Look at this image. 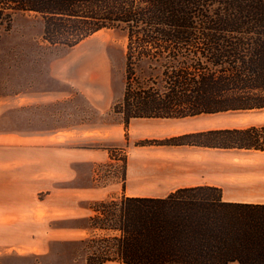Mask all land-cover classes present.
Returning a JSON list of instances; mask_svg holds the SVG:
<instances>
[{"label": "trees", "instance_id": "16d2710c", "mask_svg": "<svg viewBox=\"0 0 264 264\" xmlns=\"http://www.w3.org/2000/svg\"><path fill=\"white\" fill-rule=\"evenodd\" d=\"M20 13L53 49L99 30L123 34V88L109 115L125 128L133 118L264 109V0H0V30ZM158 144L264 151V124ZM97 203L90 227L104 233L84 238L86 264H264V204L224 201L219 187Z\"/></svg>", "mask_w": 264, "mask_h": 264}, {"label": "rangeland", "instance_id": "374dc122", "mask_svg": "<svg viewBox=\"0 0 264 264\" xmlns=\"http://www.w3.org/2000/svg\"><path fill=\"white\" fill-rule=\"evenodd\" d=\"M41 31V23L27 13L14 16L8 32L0 30V131L38 134L88 127L87 140L76 139L71 145L107 152L99 157L101 160L93 161L91 171L89 165L78 163L75 175L46 172L45 177H49L36 185L30 183V189L34 186L28 197L30 211H36L26 216L27 222L13 224L11 230L0 227V264H86L84 237L61 240L54 230L73 225L90 227L89 218L97 214L95 208H100L97 202L118 201L125 186L128 193H137L154 192L167 181L200 182L205 176L211 179L213 168L219 164L226 191H244L250 182L243 179L257 175L262 180L256 191L264 195V152L223 149L220 153H149L164 149L161 146L167 145L158 143L174 135L262 125L264 109L181 119H131L125 128L109 115L123 88V34L114 29L99 30L73 48L53 49L46 47ZM51 164L54 167L56 159L45 154L44 166ZM84 186L91 189L86 199L63 194L64 189ZM35 189L40 192H36L37 205L33 206ZM69 205L89 206L93 215L67 218L63 209ZM103 233L95 230L86 236L101 237Z\"/></svg>", "mask_w": 264, "mask_h": 264}, {"label": "crops", "instance_id": "0c3cea01", "mask_svg": "<svg viewBox=\"0 0 264 264\" xmlns=\"http://www.w3.org/2000/svg\"><path fill=\"white\" fill-rule=\"evenodd\" d=\"M49 93L54 94V92ZM141 119L156 118H133L132 120ZM87 128L88 127L80 129L64 128L38 134H20L16 132L0 131V227L11 230L14 227L13 224L28 221L26 216H29L36 211L34 208L30 211L32 206L29 204L28 197L31 195L30 192L34 189V186L30 189V183L36 185L37 181H43L42 178L45 179L49 177L50 174L45 177L46 172L52 173V175L66 174L72 176V174H76V166L78 163L84 164L85 166L89 165L91 171L93 161L102 159L99 157H103V153L107 152L104 149H96L87 145H71L72 141L76 139L87 140L89 136L86 135V132L91 130ZM161 147L165 148L161 150H152L149 151V153H220V150H223L221 148L195 145H172ZM169 147L173 149H168ZM183 149L185 150L182 151ZM45 154H52L54 160L56 159L54 167L53 164L48 168L44 166ZM217 167L218 168L216 169L213 168L211 179L205 176L201 178L200 182L185 184L171 183L172 185L168 183V181L162 182L158 185V188L153 189L154 192L135 193L132 191L131 193H128L125 186L124 189L120 190L119 196L163 197L179 187L209 185L221 189L222 199L224 201L264 204L263 193L256 191V187L262 180L261 178L257 177V175L248 176L243 179L246 183L250 182L249 184H246L244 191L239 190L240 188H237V191H226L227 188L224 183H222L219 164ZM64 190L65 192L63 194L75 196L79 199H86L91 191L88 186L70 187ZM36 192H40V189H35V196L31 198L33 206L37 205ZM63 212L65 217L71 219L88 218L93 215L89 206L81 205H69V207L63 209ZM32 220H35V218ZM93 231L95 230H92L91 227L73 225L56 228L54 234L61 240L65 237L82 240L83 237H87L86 234L88 232L91 233ZM80 264L85 263L81 262ZM103 264L122 263L108 261Z\"/></svg>", "mask_w": 264, "mask_h": 264}]
</instances>
